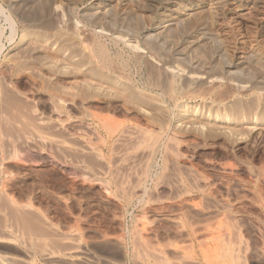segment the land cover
<instances>
[{"label": "rangeland", "instance_id": "1", "mask_svg": "<svg viewBox=\"0 0 264 264\" xmlns=\"http://www.w3.org/2000/svg\"><path fill=\"white\" fill-rule=\"evenodd\" d=\"M97 1L0 0V264H264V13L199 4L169 25L163 2L149 14ZM90 28L129 84L94 61ZM97 117L143 138L118 143ZM58 124L91 131L95 152ZM29 136L44 145L23 148ZM159 140L146 194L128 200L123 164Z\"/></svg>", "mask_w": 264, "mask_h": 264}, {"label": "bare ground", "instance_id": "2", "mask_svg": "<svg viewBox=\"0 0 264 264\" xmlns=\"http://www.w3.org/2000/svg\"><path fill=\"white\" fill-rule=\"evenodd\" d=\"M233 1L235 0H98L97 3L94 4V6H96V9H99L100 11L101 10H105V8L108 9V7H113L112 5H115L116 7H118V9L120 10L121 8L127 6V5H130L132 6L135 10H141V11H145V12H148L149 14L151 12H153V10H157V7L159 6V3L160 2H163L164 4V7L166 10H164L165 12V19H164V23H168L170 25V22L173 21V19H177V16L180 15V13L182 11H185V10H191V9H195L199 4H206L207 6H210V7H221V6H225V5H229V4H234L232 3ZM236 2V1H235ZM246 5V4H245ZM244 5V6H245ZM206 6V7H207ZM234 6V5H233ZM243 6V5H242ZM248 8H250V10L254 9V10H257V11H261V13H264V0H252V3H248L246 5ZM199 7V6H198ZM226 7V6H225ZM109 8V9H111ZM242 8V7H241ZM248 8H245V9H240V6H237V7H233V12H234V19H237V21H244L246 24L247 23H250L251 21H253V17H254V14L252 15L251 13H249V9ZM108 9V10H109ZM217 9V8H216ZM215 9V10H216ZM122 10V9H121ZM253 10V11H254ZM94 11V10H93ZM218 11V10H217ZM97 12V10H96ZM94 12V13H96ZM103 12V11H102ZM101 12V13H102ZM105 12V11H104ZM163 12V10L161 11ZM214 12V11H213ZM4 12L2 11V8L0 7V16H2ZM99 13V12H98ZM97 13V14H98ZM106 13H108V11H106ZM104 13V15L106 14ZM119 14V12H118ZM164 14V13H163ZM233 14V13H232ZM99 15V14H98ZM103 13L100 14L99 17H104ZM117 15V14H116ZM261 15V14H260ZM4 16V15H3ZM255 16V20L256 22H258L261 26V32L264 34V18L261 19L259 17ZM264 17V16H263ZM7 19V18H6ZM175 19V20H176ZM97 20V19H96ZM234 22V21H233ZM163 23V22H162ZM100 24V23H99ZM103 24V23H102ZM174 24V23H173ZM253 24V23H252ZM258 24V25H259ZM98 25V23L96 24ZM164 25V24H163ZM169 25H167L169 27ZM85 26V25H84ZM165 26V25H164ZM166 26V27H167ZM172 26V25H171ZM251 26V25H250ZM103 27V26H101ZM162 27V26H161ZM83 28V26H82ZM87 27H85L86 29ZM89 28V27H88ZM163 28V27H162ZM102 29V28H101ZM104 29V28H103ZM84 30V29H83ZM95 28L91 30H85L83 31L85 33V39H86V42H87V47H88V50L90 52V55L92 56V58L94 59V61L99 65L100 68H102L103 70L105 71H110L113 75H115V77H117L124 85L125 84H129L130 83V79H129V76L128 74L126 73V71L124 70V68L126 69V66L124 68L122 67H119V64H121L122 66L124 65L123 64V58H119L117 57L116 59L119 58V61L118 62V67L114 65V62L112 61L111 59V56L109 55V52L106 48V45L104 44V41L101 39V32L104 33V30L103 31H100V28H99V32H96L94 31ZM1 33V32H0ZM102 33V34H103ZM230 35V34H229ZM263 37V36H262ZM103 38V37H102ZM104 39V38H103ZM109 39V38H108ZM262 39V38H261ZM252 40V39H250ZM241 41V40H240ZM249 41V40H248ZM255 41V40H254ZM263 42V45H264V40H261ZM112 42V41H111ZM110 42V43H111ZM243 42V41H242ZM241 42V43H242ZM252 42V41H251ZM250 42V44H251ZM256 42V41H255ZM255 42L253 43L252 42V45L255 44ZM109 43V42H108ZM115 44V43H114ZM262 45V46H263ZM255 46V45H254ZM260 48V47H259ZM264 48V46H263ZM262 48V49H263ZM264 50V49H263ZM142 56V55H141ZM140 59H142V57L138 56L136 62H138ZM122 61V62H121ZM125 63V62H124ZM114 65V66H113ZM126 65V63H125ZM219 85L216 83V84H213L209 87L208 89V93L211 94L212 92L215 91L216 88H218ZM219 89V88H218ZM35 114V112H34ZM39 118V116H38ZM37 118V119H38ZM97 119L99 120L98 123L100 125V127L102 128V130L105 131L106 133V136L107 137H113L114 135H117L115 137L118 138V143L121 142H132V141H136L138 140L139 138H141L143 135L141 130L134 127V126H130V127H122V124L119 123V122H116V121H112L111 118L109 117H97ZM39 122L41 120V118L38 119ZM61 130H66L69 132V135H70V138L74 141H77L81 146H82V149L85 151V152H95V150L93 149L94 147L90 146L91 145V141L90 140H93L90 139L87 137V136H91L93 133L91 132V135H87L88 133V129H87V132H82L78 129H76L75 126H72V125H62V124H58L57 125ZM127 128V129H125ZM85 131V130H84ZM89 132V133H90ZM88 133V134H89ZM145 133V132H143ZM93 136V135H92ZM91 136V137H92ZM145 136V135H144ZM95 137V136H94ZM96 138V137H95ZM143 138V137H142ZM115 139V138H113ZM162 141V140H161ZM161 141L159 140V142H154L156 143L155 145H153V147H150V149H146L147 145L143 146L145 147V150L142 151L141 149V153L139 154V156H134V157H130L128 158V160L124 161L125 164H123V169L124 170H135L133 173V176L131 178L132 182L131 184H129V182L127 184H129V186H123V188L120 186V188H122V191L124 189H126V191H123L124 193L127 192V195H129V199H131L132 201V198L136 199L138 197H141V196H144L146 194V186L145 184H147V180H148V174H149V170L152 169V164H154L153 162V159L154 157H156V155L158 154V152L160 151L159 148L161 146ZM93 143H95L94 141H92ZM96 142H99L100 144L103 142L101 138H99V136L97 137L96 139ZM115 142V141H114ZM145 142V140H144ZM98 143V144H99ZM117 143V145H119ZM133 143V142H132ZM153 143V142H152ZM116 144V143H115ZM149 144V143H148ZM164 144V142H163ZM44 145V141L39 137L37 138H32V137H26L23 141V148H29V149H40L42 146ZM95 146V145H94ZM121 146L123 145H120V148ZM119 148V147H118ZM119 148V149H120ZM70 149V148H69ZM68 149V150H69ZM96 149V148H95ZM72 150V149H71ZM117 152V151H116ZM115 152V153H116ZM98 153V152H97ZM97 153H93L94 155L97 156ZM101 152L99 151V154ZM87 154V153H86ZM93 154L91 153V155L93 156ZM98 154V156H99ZM114 154V153H113ZM125 154V152H121V150L119 152H117L116 154H114V158L116 161H119L122 159L123 155ZM90 155V154H89ZM90 155V156H91ZM136 155V154H135ZM132 156V155H131ZM125 157V156H124ZM100 159H102L101 157H99ZM97 159V157H96ZM124 159V158H123ZM127 159V158H126ZM100 161V160H99ZM102 161V160H101ZM66 162V161H65ZM70 162V161H69ZM104 162V161H103ZM122 162V161H121ZM67 163V162H66ZM60 164H63L61 163L60 161ZM69 164V163H68ZM106 163H104L105 165ZM109 165V162L107 163ZM108 165L106 166V168L102 169L101 172H99V174L101 175H105L107 174L108 172H110L109 170L111 169L110 167H108ZM121 165V164H120ZM65 167L69 166L67 164H64ZM73 166V165H71ZM76 167V166H75ZM105 167V166H104ZM121 167V166H120ZM70 168V166H69ZM77 168H80V167H77ZM138 169V171H137ZM112 171V170H111ZM124 172V171H123ZM131 172V171H130ZM130 172H127L129 173V175L131 176V173ZM152 174V172H151ZM120 175V174H119ZM122 175V173H121ZM124 175V174H123ZM128 175V174H127ZM126 175V176H127ZM128 175V176H129ZM125 176V180L127 179V177ZM121 177V176H120ZM150 177V175H149ZM119 178V176H118ZM129 178V177H128ZM117 179V177H116ZM116 179L114 181H116ZM130 179V178H129ZM150 179V178H149ZM149 181V180H148ZM119 182V181H118ZM123 182V178H120V182H119V185H121ZM174 182V189L177 193L179 194H182V193H185L184 192V188L182 187L181 185V181H177V179L174 178L173 180ZM112 183L114 184L113 180H112ZM116 183V182H115ZM117 184V183H116ZM125 184V182L123 183V185ZM173 185V184H172ZM197 186L199 188L203 187L204 186V182H202L201 180H198L197 181ZM125 187V188H124ZM119 188V187H118ZM160 189V187L158 188ZM120 190V189H118ZM121 192V191H120ZM122 194V193H120ZM125 195V194H124ZM126 195V197H127ZM124 198V196H123ZM125 201L127 202V200L125 199ZM130 201V202H131ZM132 203V202H131ZM130 204L128 203V206ZM132 205V204H131ZM5 232V231H4ZM8 234V233H7ZM8 236H10V238L14 239L10 234H8ZM15 237V236H14ZM17 239V238H16ZM64 240V239H63ZM30 241V240H29ZM63 242V241H62ZM67 243V245H69V250H74L77 249L79 246L75 245L73 242H71L70 240H67L65 241ZM75 242V241H74ZM26 243V242H25ZM76 243V242H75ZM28 244V242L26 243ZM64 244V243H63ZM32 245V243H31ZM146 250V249H145ZM70 252V251H69ZM68 252V253H69ZM146 251H144L145 253ZM155 252V251H154ZM67 253V252H66ZM65 253V255H66ZM67 253V255H68ZM71 253V252H70ZM69 253V254H70ZM149 253V251H148ZM72 254V253H71ZM151 254V253H150ZM153 254V257H157L158 259H160V256L158 253H152ZM151 254V255H152ZM66 255V256H67ZM48 258L50 256V254H47L46 255ZM152 257V256H151ZM155 257V259H156ZM74 260V259H72ZM72 260L70 259V261L72 262ZM69 261V260H68ZM75 261V260H74ZM144 261V260H143ZM75 263V262H74ZM73 264V262L71 263Z\"/></svg>", "mask_w": 264, "mask_h": 264}]
</instances>
